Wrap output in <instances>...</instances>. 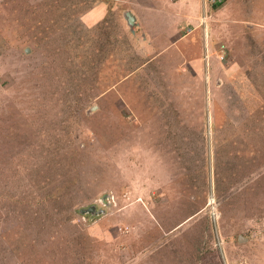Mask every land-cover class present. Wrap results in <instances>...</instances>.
<instances>
[{
	"label": "rangeland",
	"instance_id": "rangeland-1",
	"mask_svg": "<svg viewBox=\"0 0 264 264\" xmlns=\"http://www.w3.org/2000/svg\"><path fill=\"white\" fill-rule=\"evenodd\" d=\"M220 2L0 0V264H264V0Z\"/></svg>",
	"mask_w": 264,
	"mask_h": 264
},
{
	"label": "water",
	"instance_id": "water-1",
	"mask_svg": "<svg viewBox=\"0 0 264 264\" xmlns=\"http://www.w3.org/2000/svg\"><path fill=\"white\" fill-rule=\"evenodd\" d=\"M126 19L128 21V24L130 25V27L134 28L136 25V18L133 15V13L131 11H127L126 12ZM97 107H93L92 110H96ZM81 214L83 215H94V216H99L102 214L106 213L105 209H98V206L96 204H92L91 206L87 207V208H82L80 210ZM240 240H243L242 237H240Z\"/></svg>",
	"mask_w": 264,
	"mask_h": 264
},
{
	"label": "crops",
	"instance_id": "crops-1",
	"mask_svg": "<svg viewBox=\"0 0 264 264\" xmlns=\"http://www.w3.org/2000/svg\"><path fill=\"white\" fill-rule=\"evenodd\" d=\"M133 15L135 16V18H136V25H138V28H136V30H135V28L133 29V31L135 30V33L137 34V36H138V38H140L141 36H140V34L141 35H144V38H146V39H148L147 38V35H145L144 33L147 31V29H145V31H143L140 27H142L141 26V24L139 23L140 22V17L138 16V15H136L135 13H133ZM189 19V18H188ZM135 25V26H136ZM180 25V24H179ZM156 28H158V27H155V29ZM160 31H161V29H159ZM172 34V33H171ZM177 37V35L175 34L174 36H170L169 38L170 39H174V38H176ZM156 45V44H155ZM157 45H159L158 43H157Z\"/></svg>",
	"mask_w": 264,
	"mask_h": 264
},
{
	"label": "trees",
	"instance_id": "trees-1",
	"mask_svg": "<svg viewBox=\"0 0 264 264\" xmlns=\"http://www.w3.org/2000/svg\"><path fill=\"white\" fill-rule=\"evenodd\" d=\"M216 4H217V3H216ZM221 5H223V0H221L220 4H217V5H216V8H217L218 6H221ZM77 39H78L79 41L81 40V38H80L79 36L77 37ZM257 85H258V84H257ZM261 85H262V84H261ZM257 87H258V86H257ZM257 87H256V88H257Z\"/></svg>",
	"mask_w": 264,
	"mask_h": 264
},
{
	"label": "clouds",
	"instance_id": "clouds-1",
	"mask_svg": "<svg viewBox=\"0 0 264 264\" xmlns=\"http://www.w3.org/2000/svg\"><path fill=\"white\" fill-rule=\"evenodd\" d=\"M96 205H97V204H96ZM90 206H91V205H90ZM97 206H98V205H97ZM88 207H89V206H88ZM98 209H104V208H99V207H98ZM92 216H94V215H92Z\"/></svg>",
	"mask_w": 264,
	"mask_h": 264
}]
</instances>
